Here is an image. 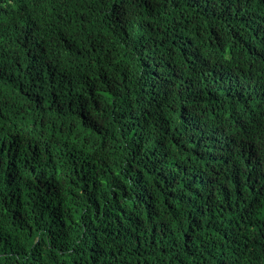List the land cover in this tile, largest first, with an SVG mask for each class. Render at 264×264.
<instances>
[{"label":"trees","instance_id":"16d2710c","mask_svg":"<svg viewBox=\"0 0 264 264\" xmlns=\"http://www.w3.org/2000/svg\"><path fill=\"white\" fill-rule=\"evenodd\" d=\"M0 264H264V0H0Z\"/></svg>","mask_w":264,"mask_h":264}]
</instances>
